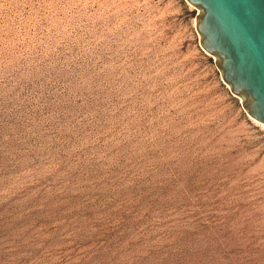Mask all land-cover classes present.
Here are the masks:
<instances>
[{"label": "rangeland", "instance_id": "obj_1", "mask_svg": "<svg viewBox=\"0 0 264 264\" xmlns=\"http://www.w3.org/2000/svg\"><path fill=\"white\" fill-rule=\"evenodd\" d=\"M185 0H0V264H264V125Z\"/></svg>", "mask_w": 264, "mask_h": 264}, {"label": "water", "instance_id": "obj_2", "mask_svg": "<svg viewBox=\"0 0 264 264\" xmlns=\"http://www.w3.org/2000/svg\"><path fill=\"white\" fill-rule=\"evenodd\" d=\"M198 10L200 48L214 57L222 81L264 125V0H185Z\"/></svg>", "mask_w": 264, "mask_h": 264}, {"label": "bare ground", "instance_id": "obj_3", "mask_svg": "<svg viewBox=\"0 0 264 264\" xmlns=\"http://www.w3.org/2000/svg\"><path fill=\"white\" fill-rule=\"evenodd\" d=\"M261 124V123H260ZM262 125V124H261Z\"/></svg>", "mask_w": 264, "mask_h": 264}]
</instances>
